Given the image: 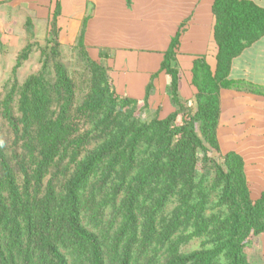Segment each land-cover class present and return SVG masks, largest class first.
I'll return each mask as SVG.
<instances>
[{
  "label": "trees",
  "instance_id": "obj_1",
  "mask_svg": "<svg viewBox=\"0 0 264 264\" xmlns=\"http://www.w3.org/2000/svg\"><path fill=\"white\" fill-rule=\"evenodd\" d=\"M212 13L214 71L195 58V92L180 101L178 30L160 65L174 110L145 123L115 113L138 101L110 89L100 60H88L96 87L75 106L63 64L49 61L60 47L55 3L40 70L5 85L2 114L15 140H0V264H251L246 249L264 234V190L251 195L242 158L219 152L216 128L219 91L234 84L233 58L264 34V8L214 0Z\"/></svg>",
  "mask_w": 264,
  "mask_h": 264
},
{
  "label": "crops",
  "instance_id": "obj_2",
  "mask_svg": "<svg viewBox=\"0 0 264 264\" xmlns=\"http://www.w3.org/2000/svg\"><path fill=\"white\" fill-rule=\"evenodd\" d=\"M249 1L264 8V0ZM56 2L60 46L81 42L107 67L116 93L138 102L146 98L154 116L163 118L174 110L169 78L160 65L178 30L173 64L179 73L180 101L195 92L191 83L195 58L204 57L210 70L215 69L214 0H0V8L14 10L24 3L36 18L49 21ZM228 78L234 84L219 91L218 148L222 154L232 151L242 158L251 195L256 197L264 190V34L233 58Z\"/></svg>",
  "mask_w": 264,
  "mask_h": 264
},
{
  "label": "rangeland",
  "instance_id": "obj_3",
  "mask_svg": "<svg viewBox=\"0 0 264 264\" xmlns=\"http://www.w3.org/2000/svg\"><path fill=\"white\" fill-rule=\"evenodd\" d=\"M8 9L6 11H2L1 9L2 12H0V140L5 146H13L15 133L2 114L5 85L9 82L7 84V87H9L16 80V85L19 87L29 75L40 70L43 56L45 55V52L42 50L46 49V46L47 48L49 47L46 44L49 21L36 18L30 7L24 3L17 5L14 10ZM53 49L54 53H50L51 59L49 61L55 62L58 60L63 64L62 66L74 85L75 99L78 101L75 106L85 102V100L91 97L89 94L96 87L95 82L93 83V80H91L94 72L88 65L89 59L95 60L92 58V54L71 46H57ZM18 56L20 61L14 71L12 67ZM107 78L110 82V89H114L109 73H107ZM99 86L103 88L101 84ZM16 99L17 95H14L12 111L15 116L18 115ZM184 104L188 105L187 103ZM114 111L122 115L120 117L121 120H125L130 116L139 121L150 123L156 119V116H154L155 112L144 106L143 102H137L135 105H119L114 108ZM188 111V107L187 109L184 108V111H179L175 124H181L185 116L184 113ZM123 125L125 123L118 122L116 128ZM111 132L114 131L112 130ZM204 143L205 146L209 147L206 142ZM219 155L220 153L217 151L211 150V156L214 159L219 160ZM120 197H123V190L120 192L118 198ZM246 252L251 264H264V234L254 238L247 247Z\"/></svg>",
  "mask_w": 264,
  "mask_h": 264
}]
</instances>
